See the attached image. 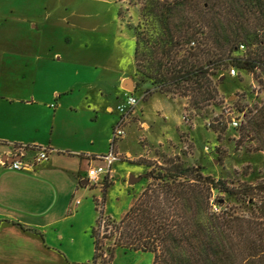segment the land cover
I'll list each match as a JSON object with an SVG mask.
<instances>
[{
	"label": "trees",
	"instance_id": "obj_1",
	"mask_svg": "<svg viewBox=\"0 0 264 264\" xmlns=\"http://www.w3.org/2000/svg\"><path fill=\"white\" fill-rule=\"evenodd\" d=\"M141 18L129 29L135 76L155 86L146 89L148 96L178 95L201 110L215 101L213 77L220 72L237 67L264 75V0H145ZM256 78L263 85L264 77ZM247 128L264 152V101ZM137 163L148 167V183L119 221L104 217V199L95 200V253L84 264H112L117 249L150 253L152 264H264V180L229 186L178 159L165 166ZM215 193L238 205L224 207ZM103 223L110 227L105 235ZM105 240L113 246L103 258Z\"/></svg>",
	"mask_w": 264,
	"mask_h": 264
},
{
	"label": "crops",
	"instance_id": "obj_2",
	"mask_svg": "<svg viewBox=\"0 0 264 264\" xmlns=\"http://www.w3.org/2000/svg\"><path fill=\"white\" fill-rule=\"evenodd\" d=\"M46 18L38 9L18 8L17 0H0V264H84L92 260L95 245L90 231L99 199L90 192L103 187L87 186L85 180L88 158L105 149L96 151L95 139L83 135L81 125L96 122L99 112L115 113L123 103L121 96H137L138 91L132 80L135 69L131 75L105 71L91 80L81 78L78 69L64 71L63 61L90 67L95 57L87 51V44L84 50H56L57 41L51 40L44 24ZM68 22L73 28L78 26ZM110 124L111 129L113 121ZM144 126L150 129L145 121ZM129 131L138 132V128L131 125ZM19 147L27 149L19 152ZM39 147L51 149L52 154L33 172L7 166L20 155L32 158ZM124 153L132 156L130 166L120 171L115 166L114 181L120 174L128 184L134 177L144 179L146 186L144 176L149 169L145 165L143 170L131 168L141 166L136 159L143 153L133 155L129 149ZM149 255L148 264H152L153 255ZM143 256L117 249L112 264H141L138 259Z\"/></svg>",
	"mask_w": 264,
	"mask_h": 264
},
{
	"label": "rangeland",
	"instance_id": "obj_3",
	"mask_svg": "<svg viewBox=\"0 0 264 264\" xmlns=\"http://www.w3.org/2000/svg\"><path fill=\"white\" fill-rule=\"evenodd\" d=\"M144 3L145 0H17L18 8L26 5L33 10L38 9L42 17L47 16L44 24L49 28L51 40L57 41L56 50L59 48L62 52L66 47L84 50L85 44L88 45L87 51L93 52L95 57L94 62L88 64L90 67L71 61H63L61 66L67 72L78 69L81 78L90 80L105 71H125L130 75L134 72L135 38L129 27L143 22L141 8ZM68 21L78 26L73 28ZM246 50L244 47L243 51ZM232 68L237 70L235 77L231 76ZM232 68L213 77L218 95L211 105L201 110L191 109L189 101L178 95L157 92L148 96L146 89L154 90L155 86L145 76L134 75L132 80L140 85L137 88L139 103L129 128L135 125L138 132L127 129V141L117 144L122 161H117L114 167L120 171L130 166L132 156L124 153L125 149H129L133 155L143 153V157L136 161L165 166L168 160L178 159L185 167H199L203 175L224 180L229 186L241 183L253 185L264 180V152L259 150L258 143L253 140V132L247 128L253 108L264 101V83L261 85L256 78L264 75L261 72L253 75L237 67ZM124 99L121 96L120 102H124ZM138 108L143 111V115ZM98 114L96 122L88 120V124L84 122L85 127L81 125L83 135L88 134L95 139V150L105 149L104 153L93 157L109 152L113 129L120 118L117 109L113 114L103 111ZM95 116L91 119H95ZM234 118L241 123L238 128L231 125ZM112 121L114 124L110 129ZM144 121L149 124V130L139 125L144 124ZM109 129L110 138L107 142ZM89 147L86 143V148ZM143 167L131 166L134 171L143 170ZM109 184L105 195L100 187L93 188L90 194H94L100 202L104 199V217L119 221L146 187L145 180L128 184L126 178L118 174L115 181L113 179ZM215 197L223 200L224 207L238 205L234 198L226 194L215 193ZM99 215L96 209L93 227ZM100 230L105 235L110 227L103 223ZM103 244V258H106L107 248L113 246V240H105ZM142 254L144 256L138 262L148 264L150 253ZM98 264H102L101 259Z\"/></svg>",
	"mask_w": 264,
	"mask_h": 264
},
{
	"label": "built area",
	"instance_id": "obj_4",
	"mask_svg": "<svg viewBox=\"0 0 264 264\" xmlns=\"http://www.w3.org/2000/svg\"><path fill=\"white\" fill-rule=\"evenodd\" d=\"M244 46H241V50ZM231 76H237V70L232 68ZM139 98L134 93H127L125 95L124 102L118 107L120 118L115 128L113 129V137L111 141V148L105 155L97 157H89V168L86 174L85 184L87 186H101L106 183H111L114 179V165L117 161H122V154L117 150V144L124 140L127 135V129L130 122L136 115V107L138 106ZM142 128H145L143 123L139 124ZM231 125L233 128H238L241 123L238 119H232ZM26 147H19L18 151H25ZM52 150L46 147L37 148V153L32 158H27L26 155H20L19 158L9 165L11 170L18 172H33L35 168L42 162H46L50 159ZM79 203V202H78Z\"/></svg>",
	"mask_w": 264,
	"mask_h": 264
},
{
	"label": "water",
	"instance_id": "obj_5",
	"mask_svg": "<svg viewBox=\"0 0 264 264\" xmlns=\"http://www.w3.org/2000/svg\"><path fill=\"white\" fill-rule=\"evenodd\" d=\"M129 84H131V81H129ZM130 91H131V92L134 91V89L132 88V86L130 87ZM138 180H139V179H137V178L131 177V178L129 179V184H134V183H136Z\"/></svg>",
	"mask_w": 264,
	"mask_h": 264
}]
</instances>
